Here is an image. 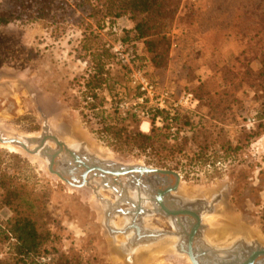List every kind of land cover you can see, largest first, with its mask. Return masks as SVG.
Segmentation results:
<instances>
[{"label":"rangeland","instance_id":"374dc122","mask_svg":"<svg viewBox=\"0 0 264 264\" xmlns=\"http://www.w3.org/2000/svg\"><path fill=\"white\" fill-rule=\"evenodd\" d=\"M206 7L207 0H182L179 14L186 16ZM232 14L228 12L227 15L232 17ZM115 24L116 30L102 32L104 43L112 49L122 46L128 59L121 41L125 35L122 30L130 28L131 23L123 17ZM248 25L246 21L243 27ZM80 39L81 31L76 27H70L58 39L53 38L42 23L16 22L0 27V130L8 137H37L48 129L67 145H83L86 151L105 161L149 166L146 156H127L112 150L94 133L98 124L84 122L80 94L83 90L81 78L87 64L79 58ZM172 43L164 67H155L145 59L142 44H137L141 57L145 59L141 64L147 74L141 72L157 85L159 92L170 91L174 99H178L183 92L194 94L205 83L211 94L225 92L232 95L223 123L212 120L213 108L206 104L203 91L200 94L203 103L196 109L190 106L178 109L183 115L187 113L194 123L201 121L204 126L209 139L202 137L200 141L209 146L205 157L210 165H198L189 175L181 167L177 172L182 178L177 194L214 201L213 211L203 216V236L211 245L229 247L244 238L264 248V128L261 126L264 119L260 118L264 99L259 92L260 58L254 57V50L241 57L246 46L234 29L225 33L218 46H213L211 55L196 62H193L192 43L182 42V47L176 41ZM125 46L130 47L131 43H125ZM113 69L119 79L126 80V92L119 87V91L129 98L125 101L135 100L137 92L124 77L125 71L116 65ZM177 111L173 116L163 113L167 119L164 120L162 115V127L169 123L172 131H177L179 126L174 122ZM137 126L146 134L152 128L141 118ZM146 128L147 132L144 131ZM197 132H201L200 127ZM244 133H256V136L245 141ZM182 135L194 138V134L186 133V130ZM49 145L57 149L55 143ZM194 148L200 152L196 146ZM0 168L15 181L25 183L33 196H38L37 211L51 237L47 251L35 257L36 264H60L62 255L75 264H192L177 247L176 236L144 241L137 249L127 251L123 245L131 235L111 233L105 223L103 205L93 190L69 185L50 172L45 159L0 143ZM100 193L112 201L116 199L115 193L109 189H102ZM127 207L122 205V208ZM12 217L9 208L0 209V229L9 235L8 241L0 244L1 260L14 255L16 239L8 232ZM111 222L113 228L123 229L127 221L125 216L116 215ZM146 226L171 233L176 231L160 214L146 220Z\"/></svg>","mask_w":264,"mask_h":264},{"label":"trees","instance_id":"16d2710c","mask_svg":"<svg viewBox=\"0 0 264 264\" xmlns=\"http://www.w3.org/2000/svg\"><path fill=\"white\" fill-rule=\"evenodd\" d=\"M234 1L207 0L204 10L181 16L182 0H1L0 27L16 22L42 23L55 39L65 35L70 27L80 29L79 58L87 64L85 75L81 78L83 90L80 94L84 122L98 124L94 133L115 152L146 156L149 158L147 164L159 169L178 172L183 167L189 175L198 165H210L205 157L209 146L200 141L202 137L209 139L201 121L196 124L186 116L187 113L183 115L178 110L174 119L179 126L176 132L172 131L169 123L162 128L157 127L152 119L150 133H143L137 126L139 117L131 111H123L119 106L129 98L119 91L120 87L126 92V80L119 79L113 68L120 66L128 81L133 70H140L146 75L138 43L142 44L145 59L155 67L167 65L173 41L180 46L185 41L192 43L193 62L204 60L213 53V46H218L225 33L234 29L242 36L246 46L241 57L254 50V57L260 58L259 92L264 99V0ZM228 12H233L232 17L227 15ZM123 17L131 23L130 28L122 30L125 35L121 41L128 64L122 63L114 50L107 47L102 34L103 31L116 30L115 22ZM246 21L249 25L244 28ZM128 42L130 47L125 46ZM201 91L205 93L206 104L213 108L212 120L223 123L232 95L225 92L211 94L203 83L194 93L196 103L192 109L203 103ZM163 113L166 120L167 115ZM260 118L264 119V108ZM261 126L264 128V124ZM199 127L201 132L196 133ZM184 130L194 134V138L184 137ZM255 136L256 133H244L243 140L248 141ZM194 146L200 152H196ZM38 204V196H33L25 183L15 181L0 168V209L9 208L12 211L8 232L16 239L14 255L6 260L0 259V264H36L35 257L47 251L51 232L44 227L42 215L37 211ZM8 239V233L0 229V244ZM72 263L62 255L60 264Z\"/></svg>","mask_w":264,"mask_h":264},{"label":"water","instance_id":"95a60500","mask_svg":"<svg viewBox=\"0 0 264 264\" xmlns=\"http://www.w3.org/2000/svg\"><path fill=\"white\" fill-rule=\"evenodd\" d=\"M50 142L55 143L57 149H53ZM0 143L45 159L50 172L73 187L91 188L103 205L105 223L111 233L131 235L123 245L127 251L137 249L145 241V236L150 238L147 242L176 236L179 238L177 247L192 264H254L257 258L264 256L263 247L244 238L229 247L208 243L203 236V216L213 211L215 203L178 195L182 178L175 171L105 161L86 151L83 145H67L48 129L37 137H8L0 130ZM58 157L61 160L57 161ZM95 178L101 180L97 182ZM102 189L113 191L115 201L101 195ZM122 205L129 207L122 208ZM154 214L164 215L175 227L176 233L144 230V222ZM116 215L125 216L127 222L123 229L113 228L111 221ZM190 225H193V230L188 233L186 227ZM195 237H198L197 251L193 248ZM201 248L212 257V262L203 261Z\"/></svg>","mask_w":264,"mask_h":264},{"label":"built area","instance_id":"2783aa9c","mask_svg":"<svg viewBox=\"0 0 264 264\" xmlns=\"http://www.w3.org/2000/svg\"><path fill=\"white\" fill-rule=\"evenodd\" d=\"M122 63L128 64L129 60L125 57L122 46L113 49ZM129 83L137 92V98L133 101H122L119 106L123 111H131L135 113L139 119L144 120V124L151 125L154 119L156 126L162 127L164 120L162 113L173 116L179 108H192L196 100L191 92H183L178 99H174V95L167 90H158L157 85L150 81L139 70H133L129 75ZM172 119H170V122ZM251 124L248 125L250 128Z\"/></svg>","mask_w":264,"mask_h":264},{"label":"flooded vegetation","instance_id":"af4514ba","mask_svg":"<svg viewBox=\"0 0 264 264\" xmlns=\"http://www.w3.org/2000/svg\"><path fill=\"white\" fill-rule=\"evenodd\" d=\"M192 219V218H191ZM144 230H146V231H151V232H168V231H165V230H163V229H150L149 227H145L144 228ZM186 230H187V232L188 233H191V231L193 230V225H190L188 228L186 227ZM185 231V230H184ZM201 232V231H200ZM171 233V232H170ZM176 233V231L175 232H173V234H175ZM135 235V234H134ZM173 237H175V236H173ZM145 238V241H147V240H150V238H148V237H144ZM159 239H162V238H159ZM159 239H157V240H159ZM184 241V240H183ZM198 241V237H195L194 238V243H193V248L195 249V251H197V244H196V242ZM144 242V241H143ZM178 242H179V238H178ZM201 250H202V252H201V256H202V258H203V261L204 262H207V263H210V262H212V257H210V255L208 254V252H206V251H204L202 248H201ZM254 264H264V256H260L259 258H257V260L255 261V263Z\"/></svg>","mask_w":264,"mask_h":264},{"label":"bare ground","instance_id":"6f19581e","mask_svg":"<svg viewBox=\"0 0 264 264\" xmlns=\"http://www.w3.org/2000/svg\"><path fill=\"white\" fill-rule=\"evenodd\" d=\"M147 129H148V128H146V130H144V131H146V132H147ZM11 146H12V145H11ZM11 149H12V147H11ZM236 254H237V253H236ZM236 254H235V255H236ZM235 255H234V256H235ZM187 260H188V259H187ZM186 263H187V262H186ZM188 263H189V262H188Z\"/></svg>","mask_w":264,"mask_h":264}]
</instances>
